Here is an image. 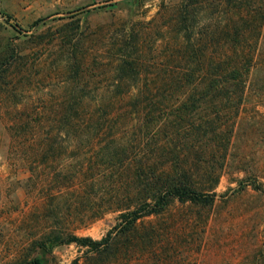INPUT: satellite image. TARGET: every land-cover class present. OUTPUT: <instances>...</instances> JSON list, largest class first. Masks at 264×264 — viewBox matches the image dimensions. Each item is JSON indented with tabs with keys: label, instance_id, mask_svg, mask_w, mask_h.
I'll list each match as a JSON object with an SVG mask.
<instances>
[{
	"label": "rangeland",
	"instance_id": "obj_1",
	"mask_svg": "<svg viewBox=\"0 0 264 264\" xmlns=\"http://www.w3.org/2000/svg\"><path fill=\"white\" fill-rule=\"evenodd\" d=\"M178 178L213 204L117 229ZM36 262L264 264V0H0V264Z\"/></svg>",
	"mask_w": 264,
	"mask_h": 264
},
{
	"label": "trees",
	"instance_id": "obj_2",
	"mask_svg": "<svg viewBox=\"0 0 264 264\" xmlns=\"http://www.w3.org/2000/svg\"><path fill=\"white\" fill-rule=\"evenodd\" d=\"M243 73L240 69L232 70L227 75V82L234 81L239 83L241 81ZM220 87L218 80H212L208 83V94L212 90L218 89ZM157 192L153 191L152 203L142 204L138 209L131 212H124L120 216V222L117 229H122L124 232L130 231L135 224L143 219L144 217H149L154 214H160L167 209L172 200H179L183 203L192 202L194 204L200 205H211L214 202L213 197L204 195L203 193L195 190L191 185L181 178L173 179L165 183L162 188H157ZM112 234L107 238L102 240H94L92 238H80L77 236H72L68 240L57 239V246L59 244H76L83 248H89L93 252L103 253L105 252L109 245ZM38 264V262H36Z\"/></svg>",
	"mask_w": 264,
	"mask_h": 264
}]
</instances>
